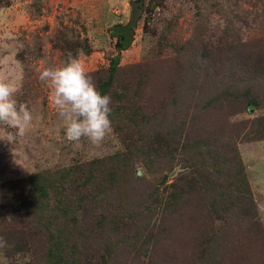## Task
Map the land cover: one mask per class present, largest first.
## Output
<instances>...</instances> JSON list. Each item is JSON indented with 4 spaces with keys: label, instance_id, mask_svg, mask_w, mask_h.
<instances>
[{
    "label": "rangeland",
    "instance_id": "1",
    "mask_svg": "<svg viewBox=\"0 0 264 264\" xmlns=\"http://www.w3.org/2000/svg\"><path fill=\"white\" fill-rule=\"evenodd\" d=\"M131 2L0 0V79L19 86L16 99L27 104L33 114L24 136H16L12 143L0 139V184L123 149L113 126L100 144L87 138L67 140L64 121L50 104V88L40 79V73L66 62L67 57L53 42L58 29L68 25L75 34L90 40L92 52L78 54L77 58L96 85L106 78L114 41L109 28L129 22ZM161 18L166 21L162 23ZM138 30L137 42L124 54L117 79L134 82L139 72L143 79L139 83L141 100L154 113V130L165 124L168 129L177 127L185 120L182 114L186 111L198 116V121L202 120L199 129L206 130L210 119L227 113L238 127V136L233 134L258 213L243 218L233 211L224 220L217 219L198 196L184 206L183 215L154 209L155 190L172 182L181 167L170 169L168 160L139 154L122 165V183L106 195L104 219L102 204L84 203L83 209L88 211L77 227L81 256L101 255L108 244H115L118 251L114 264H264V140L242 128L244 122L251 124L264 118V0H165L154 15H143ZM229 88H251L260 103L258 108L247 111L244 97L239 103L229 101L228 105L225 101L227 108L219 114L217 108L201 107L206 95ZM185 123L187 128L194 126ZM15 132L0 125V136ZM197 136L194 133L192 137ZM166 174L168 181L163 183ZM3 194L0 189V200ZM118 217L131 225L113 232L108 223ZM101 224L107 227L99 229ZM10 233L0 227V237L8 238ZM5 250L6 243L0 246V264H43L46 256L43 240L35 242L26 256L9 257Z\"/></svg>",
    "mask_w": 264,
    "mask_h": 264
},
{
    "label": "trees",
    "instance_id": "2",
    "mask_svg": "<svg viewBox=\"0 0 264 264\" xmlns=\"http://www.w3.org/2000/svg\"><path fill=\"white\" fill-rule=\"evenodd\" d=\"M164 5L165 0H132L129 22L116 23L109 28L114 39L111 45L113 54L107 77L99 80L97 87L102 94L111 96L110 119L123 149L113 155L75 162L0 184L4 192L0 200V227L4 226L11 232V236L4 239L9 257L26 256L35 242L43 240L46 244L43 264H114L118 251L115 244H108L101 255L81 256L77 227L80 217L88 211L83 209L85 202L102 204V218L106 217L103 206L107 205L106 195L122 183V165H127L129 159L139 154L168 160L170 169L174 165L181 167L172 182L155 190L152 208L165 210L169 215H183L184 206L198 196L206 203L208 213L217 219L224 220L233 211L240 212L243 218L257 215V203L246 165L236 142L237 137L233 134L238 127L233 125L236 123L231 122L227 113L222 112L220 117L210 119V128L206 130L199 129L202 120L199 122L198 116L190 115V111L182 114L185 120L177 127L168 129L165 124L154 130V113L152 115L148 103L143 104L141 100L139 83L143 79L139 78V72L134 82L117 79L124 54L137 42L139 21L144 14L154 15L157 7ZM168 24L170 22L167 23L170 27ZM75 33L73 28L63 25L55 35L54 47L61 50L67 59L92 52L90 40ZM262 63L260 66H263ZM242 97L246 99L244 108L247 111L258 108L260 103L252 95L251 88L235 91L229 88L223 93L206 95L205 104L201 107L204 110L217 108L216 113L219 114L227 108L225 101L228 105L229 101L238 100L239 103ZM172 100L177 103L175 98ZM225 116L228 119L226 122ZM185 122L194 126L187 128ZM242 128L243 131H254V137L264 140V118L251 124L244 122ZM194 133L199 136L193 138ZM167 181L168 174L164 176L163 183ZM130 218L133 219V216ZM130 225L131 222L122 217L108 223L113 232L125 230ZM98 227L105 229L107 226L101 224Z\"/></svg>",
    "mask_w": 264,
    "mask_h": 264
},
{
    "label": "clouds",
    "instance_id": "3",
    "mask_svg": "<svg viewBox=\"0 0 264 264\" xmlns=\"http://www.w3.org/2000/svg\"><path fill=\"white\" fill-rule=\"evenodd\" d=\"M40 79L48 82L49 102L64 121L67 140L79 142L87 138L100 144L110 135L111 96L101 93L79 58L70 57L63 65L45 68ZM19 91L14 81L0 79V125L16 130L15 135L0 139L10 143L16 136H24L33 121L28 105L16 99ZM4 243L0 237V246Z\"/></svg>",
    "mask_w": 264,
    "mask_h": 264
},
{
    "label": "water",
    "instance_id": "4",
    "mask_svg": "<svg viewBox=\"0 0 264 264\" xmlns=\"http://www.w3.org/2000/svg\"><path fill=\"white\" fill-rule=\"evenodd\" d=\"M138 174H141V172L139 171Z\"/></svg>",
    "mask_w": 264,
    "mask_h": 264
}]
</instances>
